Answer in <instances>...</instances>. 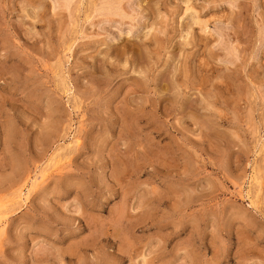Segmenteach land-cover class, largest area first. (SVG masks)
I'll list each match as a JSON object with an SVG mask.
<instances>
[{"label":"rangeland","instance_id":"374dc122","mask_svg":"<svg viewBox=\"0 0 264 264\" xmlns=\"http://www.w3.org/2000/svg\"><path fill=\"white\" fill-rule=\"evenodd\" d=\"M0 264H264V0H0Z\"/></svg>","mask_w":264,"mask_h":264},{"label":"bare ground","instance_id":"6f19581e","mask_svg":"<svg viewBox=\"0 0 264 264\" xmlns=\"http://www.w3.org/2000/svg\"><path fill=\"white\" fill-rule=\"evenodd\" d=\"M187 10H191V7H189L188 5L185 7V11H187ZM191 22L192 23H194V24H198V25H200L201 26V28L202 27H205L206 26V21H202V20H197L196 18L193 20V19H191ZM188 23V22H187ZM191 23V24H192ZM186 25V24H185ZM193 25V24H192ZM200 28V29H201ZM19 196H20V194H19ZM245 261V260H244Z\"/></svg>","mask_w":264,"mask_h":264}]
</instances>
